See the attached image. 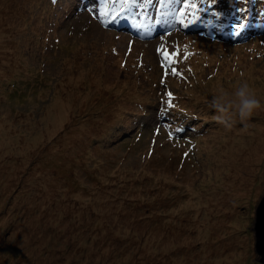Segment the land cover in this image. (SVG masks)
I'll return each instance as SVG.
<instances>
[{
  "label": "rangeland",
  "instance_id": "rangeland-1",
  "mask_svg": "<svg viewBox=\"0 0 264 264\" xmlns=\"http://www.w3.org/2000/svg\"><path fill=\"white\" fill-rule=\"evenodd\" d=\"M83 1L0 0V264H264V25L191 26L252 0H146L142 36L130 0ZM241 81L261 107L225 127L210 102Z\"/></svg>",
  "mask_w": 264,
  "mask_h": 264
},
{
  "label": "clouds",
  "instance_id": "clouds-1",
  "mask_svg": "<svg viewBox=\"0 0 264 264\" xmlns=\"http://www.w3.org/2000/svg\"><path fill=\"white\" fill-rule=\"evenodd\" d=\"M210 104L216 110L217 122L230 127L234 118L238 117L241 122L247 120L261 107V99L248 82L241 81L232 89H219Z\"/></svg>",
  "mask_w": 264,
  "mask_h": 264
},
{
  "label": "water",
  "instance_id": "water-1",
  "mask_svg": "<svg viewBox=\"0 0 264 264\" xmlns=\"http://www.w3.org/2000/svg\"><path fill=\"white\" fill-rule=\"evenodd\" d=\"M256 251L264 262V195L257 208V219L255 222Z\"/></svg>",
  "mask_w": 264,
  "mask_h": 264
},
{
  "label": "snow or ice",
  "instance_id": "snow-or-ice-1",
  "mask_svg": "<svg viewBox=\"0 0 264 264\" xmlns=\"http://www.w3.org/2000/svg\"><path fill=\"white\" fill-rule=\"evenodd\" d=\"M215 2V0H213V3ZM189 8H192V9H195L197 8V5L196 3L193 2V0H184V6L183 8H181L179 11H180V15L181 17L183 16L184 12L186 9H189ZM103 15V13H101ZM193 15H195V13H193ZM163 55L165 57V60L168 61V60H174L175 58V53H168L167 51H163ZM168 96L171 97L172 96V93L169 92L168 93Z\"/></svg>",
  "mask_w": 264,
  "mask_h": 264
}]
</instances>
